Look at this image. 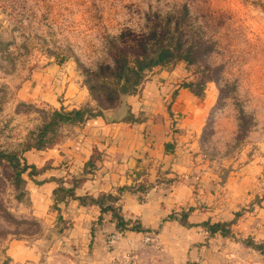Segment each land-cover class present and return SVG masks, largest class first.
<instances>
[{
  "label": "crops",
  "instance_id": "crops-1",
  "mask_svg": "<svg viewBox=\"0 0 264 264\" xmlns=\"http://www.w3.org/2000/svg\"><path fill=\"white\" fill-rule=\"evenodd\" d=\"M46 69L44 81L31 77L16 91V101L93 104L62 66ZM194 79L182 61L156 66L115 106L64 123L53 146L22 153L20 212L41 230L10 240L14 264L43 255L64 264H264V148L247 141L248 158L231 167L211 159L210 139L230 131L229 119L216 84L199 97L184 85ZM142 183L151 184L145 200L134 190ZM62 188L72 194L57 201ZM113 210L130 224L109 249L106 235L118 229ZM206 222L227 224L228 232L211 233ZM146 232L156 234L154 243H143Z\"/></svg>",
  "mask_w": 264,
  "mask_h": 264
},
{
  "label": "rangeland",
  "instance_id": "rangeland-1",
  "mask_svg": "<svg viewBox=\"0 0 264 264\" xmlns=\"http://www.w3.org/2000/svg\"><path fill=\"white\" fill-rule=\"evenodd\" d=\"M145 47L188 55L190 64L172 61L184 62L197 77L217 79V106L230 131L210 139L211 159L231 167L248 158L249 141L264 148V0H0V115L6 113L0 117V148L22 156L61 108L16 101V91L31 77L44 81L46 68L62 66L88 90L89 107L96 110L89 85L103 96L109 80L98 66L118 57L133 63ZM25 200L24 180L8 164L0 166V264H14L7 254L11 239L41 230L20 212ZM24 264L64 262L43 255Z\"/></svg>",
  "mask_w": 264,
  "mask_h": 264
},
{
  "label": "trees",
  "instance_id": "trees-1",
  "mask_svg": "<svg viewBox=\"0 0 264 264\" xmlns=\"http://www.w3.org/2000/svg\"><path fill=\"white\" fill-rule=\"evenodd\" d=\"M150 35V34H149ZM156 36V33H152ZM176 50L169 47H159L154 50L147 49L146 47L141 53L136 55V59L133 63L127 62L126 60L115 59L114 64H101L98 66V73H108L109 80H105L103 85L105 93L100 96L96 93L97 86L95 84L89 85V90L92 97L96 100L99 105V109L94 110L85 105L80 108H73L67 110L65 107L60 109H54L50 115L49 121L45 123L43 128L36 134V141H29L25 150L30 148H44L51 147L60 138L59 134L56 132L57 129L66 122H82L87 118L97 114L103 108H109L115 106L120 97L123 94L132 93L136 90L137 86L145 79L147 76L146 72L150 71L156 66H172L175 64L176 59H184L191 63V59L188 55L181 56L176 54ZM194 80L184 83L185 86L190 88L197 96H204V89L208 82H217L216 78H200L193 74ZM51 136V138H50ZM24 150V151H25ZM8 164L14 170L15 176L18 181H23L22 174L26 170V164L21 160V156L17 155L16 152H9L0 148V166H5ZM151 184L142 183L134 188L136 192L148 191ZM61 192L66 194H72L71 189H60L56 193L57 201L62 199ZM114 211V216L116 218L117 227L119 230L125 231L129 228L130 221L125 220L116 210ZM133 228H139L138 223L132 225ZM205 227L211 232H221L227 233V224L224 223H205Z\"/></svg>",
  "mask_w": 264,
  "mask_h": 264
},
{
  "label": "built area",
  "instance_id": "built-area-1",
  "mask_svg": "<svg viewBox=\"0 0 264 264\" xmlns=\"http://www.w3.org/2000/svg\"><path fill=\"white\" fill-rule=\"evenodd\" d=\"M139 195L142 200H145L148 197V192L147 191L139 192ZM124 233L125 231L119 229L108 233L105 239L106 246L109 249H113L115 245L118 243V241L124 236ZM155 241H156V234L152 232L144 233V237H143L144 244H152Z\"/></svg>",
  "mask_w": 264,
  "mask_h": 264
}]
</instances>
